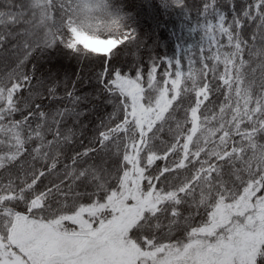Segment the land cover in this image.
Listing matches in <instances>:
<instances>
[{"label": "snow or ice", "instance_id": "6c2138e0", "mask_svg": "<svg viewBox=\"0 0 264 264\" xmlns=\"http://www.w3.org/2000/svg\"><path fill=\"white\" fill-rule=\"evenodd\" d=\"M5 3L0 26L32 23L23 5ZM231 12L229 21L218 0H206L200 12L201 42L194 52L185 53L188 71L182 70L180 58L165 59L174 71L164 72L163 86L156 81L155 63L147 75V93L139 69L134 78L111 67L98 74L102 92L118 99L107 101L114 110L93 138L100 149L77 153L72 166H64L63 175L71 180L66 188L63 179L51 187L40 188V183L55 172L61 143L73 136L72 129L61 130L63 120L82 113L58 109L50 119L36 105L22 119H14L23 111L17 93L30 77L21 72L0 78V169L22 161L25 154L30 157L29 168L21 163V175L9 172L7 183L0 177V264H264V0H245ZM249 24H255L251 44L242 35ZM66 31L67 36L51 34L45 46L59 42L74 53H92L109 62L114 50L133 37L123 31L118 38H107L110 47L104 50L81 49ZM4 39L0 33V42ZM197 56L201 69L193 67ZM207 61L213 62L211 68ZM221 64L224 71L218 73ZM209 72L212 81L222 84L207 81ZM222 88L224 100L215 112L210 96ZM49 91L55 99V90ZM182 93H194L195 98L177 118ZM67 95L73 104L82 99ZM33 120L38 121L35 127ZM170 122L175 124L167 129L171 141H161L165 147L159 149L155 141ZM32 143L36 146L27 149ZM110 146L115 149L111 168L103 160L87 164L81 159L101 150L108 155ZM170 156L177 158L163 167L157 164ZM38 161L43 164L39 169ZM189 165L192 175L173 185L169 177ZM225 166L234 179L223 178ZM186 204L194 210L183 216ZM197 216L199 223L193 224ZM161 218L168 219V236L173 228L183 229V239L161 242L154 234Z\"/></svg>", "mask_w": 264, "mask_h": 264}, {"label": "trees", "instance_id": "16d2710c", "mask_svg": "<svg viewBox=\"0 0 264 264\" xmlns=\"http://www.w3.org/2000/svg\"><path fill=\"white\" fill-rule=\"evenodd\" d=\"M81 2L82 0H33L32 6L29 7L27 0H14L15 4L24 6L27 13L26 19H31L32 23L22 22L16 25L0 26V33H5L4 41L0 42V78H7L10 73L19 74L21 72L30 77V82L17 93L16 97L18 105L23 111L17 112L13 118L22 119L36 105H40V110L48 113L50 119L58 109L75 108L76 112L82 113L79 117H66L63 120L61 130L70 128L73 136L67 143H61L57 169L51 175L42 178L40 188L51 187L53 183H59L61 179L64 180L66 188L71 180L63 175L64 166H72V157L77 153H83L90 148L100 149L98 140L94 141L93 138L98 136L99 131L104 130L99 126L102 122L108 121L109 114L114 110L113 104L107 101L118 99L110 93L102 92V85L97 77L105 67L120 69L122 74L133 78L137 69L141 70L143 85L147 93V75L153 63L158 66L156 81L161 86H163L164 72L174 71V68L167 67L165 59L180 58L182 70L187 73L189 66L185 53L194 52L203 35V31L199 27L203 22L200 12L206 0H183L182 5L177 4L175 0H117L126 20L127 27L124 31L131 32L133 37L118 46L119 51L114 50L115 56L111 58L110 62L98 59L92 53H74L59 42L51 47L45 46L44 42L50 38L51 34L67 36L66 29H68L72 33L70 38L74 44L90 48L78 42L74 35V28L81 30L74 22L76 6ZM233 5L239 9L245 5V0H233L232 3H229V0H218V6L228 14L229 21L232 18ZM6 7L5 0H0V8ZM253 31H255V24H249L242 32L243 38L250 44ZM26 32H30L31 35H27ZM83 32L89 34L87 31ZM7 33H11V35ZM89 35L100 38L95 33ZM222 42L226 43V39L222 38ZM25 44L29 47L25 48ZM259 44L260 42L257 40V46ZM224 50L228 51L229 49ZM26 55L27 59L25 60ZM244 58L249 59L247 52H245ZM194 59L196 63L193 67L201 69L203 65L199 62L198 56ZM22 60L23 64L20 63ZM257 62L256 58H253L252 67H256ZM207 63L211 68L213 62L207 61ZM223 71L224 68L221 64L218 66L217 72ZM212 75L209 72L206 80L213 84H222L218 80L212 81ZM258 75L259 70H257ZM185 86L190 88L191 81H187ZM50 89L55 90V99L50 93ZM69 92L82 99L73 104V98L67 95ZM223 92L222 88L220 93L210 96L213 104L209 107L215 112L219 111V104L224 100ZM194 98V93H182V96L178 98L180 111L176 113L177 118L183 117V109L192 103ZM173 103L177 104L176 101ZM25 104L30 105V108H25ZM205 104L208 105V102ZM57 118L59 119V117ZM37 122L33 120L32 126L35 127ZM115 122H119V120ZM169 126L174 128V122L165 125V131L160 133L159 139L155 141L156 147L159 149H163L165 143L171 141V134L167 130ZM47 139H52V136L48 135ZM161 141L165 143H161ZM35 146L36 144L32 143L26 148L30 150ZM114 150L110 146L108 155H105L101 150L91 152L88 157L81 159L87 161V164H100L103 160L106 161L104 166L111 168L115 158L110 159L109 157L111 151ZM176 158L170 156L167 162L158 161L157 164L163 167L165 163H170ZM29 161L30 157L25 154L22 161H17L7 169H0V177H3V182L7 183L9 172L13 176L21 175V163L24 164V168H29ZM87 164L79 165V167H85ZM35 167L38 169L43 167L42 162H36ZM196 167L198 168L199 165L197 164ZM68 170L71 168L69 167ZM193 171L192 166L189 165L187 169L180 170L179 173L174 172L169 180L173 185L179 184L186 176H191ZM229 171L230 169L225 166L223 177L225 180L234 179L229 177ZM57 173L60 175L58 176ZM77 190L83 191L84 189L78 188ZM87 190L91 191L92 189L88 188ZM199 191V186H197L196 199L199 198ZM68 203H71V200ZM22 207L21 205L17 210H21ZM193 210L187 204L181 208L183 216H188ZM201 211L203 210L201 209ZM199 220L200 217L197 216L192 223H199ZM181 224H183V220H181ZM161 225L159 230H154V234L161 242L167 243L169 240L183 239L186 235L183 229L173 228L171 236H168L167 218H161Z\"/></svg>", "mask_w": 264, "mask_h": 264}, {"label": "clouds", "instance_id": "9594fccd", "mask_svg": "<svg viewBox=\"0 0 264 264\" xmlns=\"http://www.w3.org/2000/svg\"><path fill=\"white\" fill-rule=\"evenodd\" d=\"M32 2L27 0L29 7ZM74 22L81 30L95 33L102 39L118 38L127 27L117 0H82L76 6ZM78 47L83 48L82 45Z\"/></svg>", "mask_w": 264, "mask_h": 264}, {"label": "rangeland", "instance_id": "374dc122", "mask_svg": "<svg viewBox=\"0 0 264 264\" xmlns=\"http://www.w3.org/2000/svg\"><path fill=\"white\" fill-rule=\"evenodd\" d=\"M74 35L78 42L83 43L94 50H104L110 47L108 39L93 37L79 29L74 28ZM144 86V85H143Z\"/></svg>", "mask_w": 264, "mask_h": 264}]
</instances>
